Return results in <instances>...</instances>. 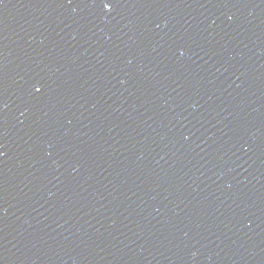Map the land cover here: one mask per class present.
<instances>
[{
    "label": "water",
    "instance_id": "water-1",
    "mask_svg": "<svg viewBox=\"0 0 264 264\" xmlns=\"http://www.w3.org/2000/svg\"><path fill=\"white\" fill-rule=\"evenodd\" d=\"M0 264H264V0H0Z\"/></svg>",
    "mask_w": 264,
    "mask_h": 264
},
{
    "label": "snow or ice",
    "instance_id": "snow-or-ice-1",
    "mask_svg": "<svg viewBox=\"0 0 264 264\" xmlns=\"http://www.w3.org/2000/svg\"><path fill=\"white\" fill-rule=\"evenodd\" d=\"M100 2L103 3V0H100ZM106 6H109V4L104 3V7H106ZM42 87H43L42 85L39 87H35V91L39 93L42 90Z\"/></svg>",
    "mask_w": 264,
    "mask_h": 264
},
{
    "label": "clouds",
    "instance_id": "clouds-1",
    "mask_svg": "<svg viewBox=\"0 0 264 264\" xmlns=\"http://www.w3.org/2000/svg\"><path fill=\"white\" fill-rule=\"evenodd\" d=\"M108 9H109V6H106V7H105V10H108Z\"/></svg>",
    "mask_w": 264,
    "mask_h": 264
}]
</instances>
